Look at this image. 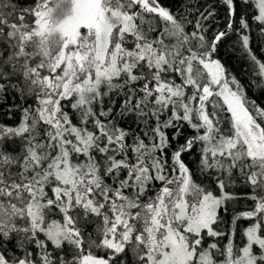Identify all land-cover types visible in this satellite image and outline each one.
<instances>
[{
  "label": "snow or ice",
  "instance_id": "6c2138e0",
  "mask_svg": "<svg viewBox=\"0 0 264 264\" xmlns=\"http://www.w3.org/2000/svg\"><path fill=\"white\" fill-rule=\"evenodd\" d=\"M221 3L0 0V264H264V0Z\"/></svg>",
  "mask_w": 264,
  "mask_h": 264
},
{
  "label": "trees",
  "instance_id": "16d2710c",
  "mask_svg": "<svg viewBox=\"0 0 264 264\" xmlns=\"http://www.w3.org/2000/svg\"><path fill=\"white\" fill-rule=\"evenodd\" d=\"M163 2L167 3L169 2V0H163ZM185 2H187V0H185ZM209 2L215 5L218 19L220 20L221 24H223L224 18L226 16V6L221 3V0H209ZM237 5L239 9V0H237ZM234 40L235 37H233L231 40L226 41L220 46V59L227 64V66L242 80L245 85H249L252 78L249 75L245 74V72L247 71L246 67L243 65V62L238 60V54H234L232 51V43ZM251 46L257 51H259L261 47H264V34L260 32L259 27L256 25H253V29L251 32ZM247 91L249 97L255 99L257 103L264 105V91H261L254 85L248 87ZM11 103V99L8 100L7 104L0 102V123L8 125L18 123L19 113H17L12 119H9L3 114L7 110L8 105ZM192 159L193 157H189V160ZM249 203L251 202L249 201ZM241 204H243V201H241ZM238 210H243V208L241 207Z\"/></svg>",
  "mask_w": 264,
  "mask_h": 264
}]
</instances>
